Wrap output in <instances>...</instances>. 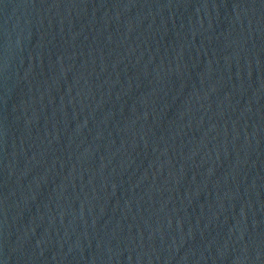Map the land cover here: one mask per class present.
Instances as JSON below:
<instances>
[{"label": "water", "instance_id": "1", "mask_svg": "<svg viewBox=\"0 0 264 264\" xmlns=\"http://www.w3.org/2000/svg\"><path fill=\"white\" fill-rule=\"evenodd\" d=\"M105 0H0V264H38L65 130Z\"/></svg>", "mask_w": 264, "mask_h": 264}]
</instances>
